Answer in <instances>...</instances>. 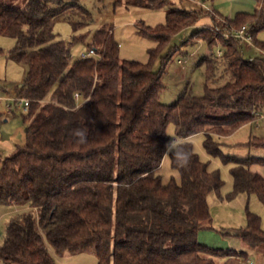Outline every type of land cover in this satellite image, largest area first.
Segmentation results:
<instances>
[{"label": "trees", "instance_id": "16d2710c", "mask_svg": "<svg viewBox=\"0 0 264 264\" xmlns=\"http://www.w3.org/2000/svg\"><path fill=\"white\" fill-rule=\"evenodd\" d=\"M119 2L159 9L170 0ZM257 2L253 13L233 18L210 12L212 23L193 37L223 46L222 54L200 61L206 66L205 92L187 88L165 104L162 73L149 62L122 59L107 28L92 35L96 56L73 59L71 42L54 27L58 21L74 30L88 26L92 12L81 0H0V35L15 39L12 56L28 65L15 96L31 100L26 143L0 160V204L24 208L6 223L0 244L5 264H57L49 246L57 254L93 252L97 264L250 262L246 251L198 240L212 220L208 196L224 181L200 159L189 137L204 133L208 152L232 164L233 192L255 194L264 204V176L252 169L264 165V157L226 155L217 139L264 113V41L257 38L264 29V0ZM201 14L174 8L165 23L138 31L155 39L158 50ZM242 26L250 29L256 56L246 58L244 44L233 36ZM18 104L8 100V112ZM171 121L181 140L170 159L181 180L165 183L158 171L171 141ZM75 130L86 131L85 143ZM248 145L264 149V136ZM185 154L189 162L181 167L178 157ZM247 218L246 227L227 234L264 249L261 217L249 212Z\"/></svg>", "mask_w": 264, "mask_h": 264}, {"label": "rangeland", "instance_id": "374dc122", "mask_svg": "<svg viewBox=\"0 0 264 264\" xmlns=\"http://www.w3.org/2000/svg\"><path fill=\"white\" fill-rule=\"evenodd\" d=\"M92 12V21L88 26L74 30L68 21H58L54 30L59 37L72 44V57H82L83 52L91 48L89 43L94 32L100 28L113 31L119 42V53L122 59L137 60L150 63L153 69L162 73L166 88L161 93V101L171 104L185 90H192L197 95L205 92L204 72L206 66L201 59L211 53L222 51V45L210 47L207 41L195 38L197 29L210 25L212 14L233 18L239 12L253 13L259 4L257 0H170L169 4L159 9L145 7H128L124 2L116 0H81ZM174 8H187L202 11L194 25L177 33L169 44L156 50L155 39L139 33L142 25L157 26L166 22L167 11ZM221 20L222 18H218ZM222 21V20H221ZM212 30V28H211ZM216 33V32H215ZM257 38L264 41V29L258 32ZM15 39L0 35V160L11 154L17 146L26 143V126L29 111L20 104L13 105L14 112H8L9 97H16V90L23 83L28 65L12 56ZM174 48V49H173ZM255 47L248 48L244 44V56L250 58L257 55ZM167 133L171 136L158 173L163 182L172 178L180 182V174L171 164L170 151L181 140L176 134L173 121L167 125ZM254 136H264V113L250 123L234 132L217 137L224 154L236 156L264 157V149L253 148L248 142ZM195 152L208 164L210 170H219L224 181L220 190H213L208 196L212 220L208 227L201 228L198 233L200 243L217 249H235L249 253L248 264H264V249L252 247L235 235L227 234L236 228L246 227L248 213L253 212L261 217L264 229V204L255 194L246 192L234 193V177L231 163H226L221 156H215L205 147V134L199 133L189 137ZM252 169L264 176V165L254 164ZM24 208L15 204H0V244L5 235V226L10 216ZM57 264H97L98 258L93 252L57 254L49 246ZM0 264H5L0 258ZM222 264V263H221Z\"/></svg>", "mask_w": 264, "mask_h": 264}, {"label": "built area", "instance_id": "2783aa9c", "mask_svg": "<svg viewBox=\"0 0 264 264\" xmlns=\"http://www.w3.org/2000/svg\"><path fill=\"white\" fill-rule=\"evenodd\" d=\"M249 27L248 26H242L240 29L236 30L233 33V36L240 39L242 41L243 44H245L248 48L251 47H255L254 41H253V37L249 31ZM226 36H229V34H226ZM218 54H222V51H219ZM97 52L94 48H90L88 52H83L82 56H96ZM75 97L77 99H79L80 94L77 92L75 94ZM8 100H13V101H19L20 105H22L24 107L25 110L29 109V105H30V99L29 98H17V97H9ZM8 109L10 110V106L8 107ZM1 131H0V136H1Z\"/></svg>", "mask_w": 264, "mask_h": 264}, {"label": "clouds", "instance_id": "9594fccd", "mask_svg": "<svg viewBox=\"0 0 264 264\" xmlns=\"http://www.w3.org/2000/svg\"><path fill=\"white\" fill-rule=\"evenodd\" d=\"M74 135L78 138V142L83 144L86 142V131L85 130H75ZM170 145H166V149H169ZM189 162V157L187 154L178 157V163L181 167L186 166Z\"/></svg>", "mask_w": 264, "mask_h": 264}, {"label": "crops", "instance_id": "0c3cea01", "mask_svg": "<svg viewBox=\"0 0 264 264\" xmlns=\"http://www.w3.org/2000/svg\"><path fill=\"white\" fill-rule=\"evenodd\" d=\"M21 85V84H20ZM2 135V134H1Z\"/></svg>", "mask_w": 264, "mask_h": 264}]
</instances>
